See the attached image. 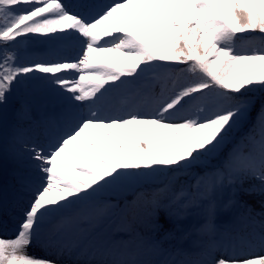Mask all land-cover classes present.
Wrapping results in <instances>:
<instances>
[{
  "label": "snow or ice",
  "instance_id": "1",
  "mask_svg": "<svg viewBox=\"0 0 264 264\" xmlns=\"http://www.w3.org/2000/svg\"><path fill=\"white\" fill-rule=\"evenodd\" d=\"M250 32L259 41L238 37ZM20 37L81 48L75 59L22 63ZM68 72L76 75H60ZM27 80L54 85L82 115L47 149L20 145L40 182L24 186V204L0 195V226L15 225L0 236V264H264V0H0V112ZM118 89L128 93L125 114L102 116ZM253 112L222 163L194 172ZM16 118L31 119L27 105ZM180 172L194 183L165 202ZM161 177L168 182L126 203L109 231V207L119 205L84 211L106 188ZM249 180L257 183L244 187ZM254 195L258 211L241 199ZM140 199L150 205L147 234L133 226ZM234 206L242 211L220 224Z\"/></svg>",
  "mask_w": 264,
  "mask_h": 264
},
{
  "label": "rangeland",
  "instance_id": "2",
  "mask_svg": "<svg viewBox=\"0 0 264 264\" xmlns=\"http://www.w3.org/2000/svg\"><path fill=\"white\" fill-rule=\"evenodd\" d=\"M71 0H63V2H69ZM77 1V0H76ZM22 41L21 47L25 49L24 52H21L20 55L23 57L29 59H35L40 54H45L49 51L55 52V54H59L64 50L70 49L71 51H74L76 54L79 55L81 45L77 42L72 43H64V44H57V43H49L47 42V38H40V39H20ZM39 41V42H35ZM172 67V65H171ZM60 75H69V76H75V73L68 72V73H61ZM131 77H126L125 80H132ZM38 81V80H37ZM108 87V86H107ZM112 87V86H109ZM55 87L51 85H44L43 83L38 85H33L30 88L26 86V83L19 86L17 89L14 90V99L13 103L9 106L6 113L0 112V156H4L6 159H12L14 156L16 149L14 147L10 146L9 141H11V137L13 134L14 125L12 123V117L16 110V102H19L23 99L24 96H33L31 99L26 100V104L30 109H35L37 112V115H39L40 122L46 123L47 125H50V130L47 132V135L50 137V142L48 144H42L41 147L47 149L50 145V143L54 142L56 138L63 135L65 132L69 131L72 127L76 125L78 120L80 119L82 113L79 109L73 108L70 104H66L64 107H58L53 102V99L51 97L50 91H52ZM64 95H68L65 93ZM120 95V100H118V97ZM128 93L124 89H118L114 90L108 93L107 95V103L105 106L101 109V115L107 116V117H113V116H121L125 113L122 111L124 106L128 102ZM125 100V101H124ZM51 109L52 111H49ZM86 114V113H84ZM228 142L221 148L220 152L216 154L215 156H218L221 154V152L226 149ZM38 172V171H37ZM32 177L39 178L37 173L32 174ZM156 181V180H155ZM155 181H149V182H142L139 184H127V185H118V186H112L109 187V189L113 190V192L117 195L124 196V194L135 192L139 187L150 184ZM229 188H225L223 191V195L225 197V202L228 201L230 198L228 195ZM5 193L4 185H0V195H3ZM103 200L101 196L98 194L96 197H94L92 200L86 202V204L83 206L84 211H91L95 208H104ZM240 213V210L237 206H234L230 208L229 210L222 211L219 215L218 222L222 225H226L230 223L234 216L238 215ZM121 212L114 213L109 209V215L107 218L110 219H116L115 222L118 224L121 219ZM183 223L187 226L188 224L192 223V220H186L183 221ZM46 227H50L46 226ZM14 228L15 225L13 223H9L8 228L5 229L3 226H0V236L10 237L14 235ZM106 231L110 230V227H106ZM174 245L177 244V241H172ZM184 248L190 249V242L185 241L182 245ZM29 251L35 255L43 256L45 253L37 248L32 247L29 249ZM219 255V253H217Z\"/></svg>",
  "mask_w": 264,
  "mask_h": 264
},
{
  "label": "trees",
  "instance_id": "3",
  "mask_svg": "<svg viewBox=\"0 0 264 264\" xmlns=\"http://www.w3.org/2000/svg\"><path fill=\"white\" fill-rule=\"evenodd\" d=\"M81 0L79 1H73L71 0V2H67L68 5H75L80 3ZM103 3H112L113 0H102ZM244 37V38H249V37H254L257 39V41H259V37L260 34L259 33H246V34H238V37ZM28 38V37H26ZM31 38H38L40 39L41 37H31ZM236 48L237 50H244V39H238L236 42ZM24 49H22L21 47H19L18 49V53L22 52ZM20 56V55H19ZM77 57V54L72 53L70 50L68 51H64L62 53H59L57 55H55L52 51L48 52L46 54H41L40 57L37 58V60H45V61H50V60H59V59H75ZM20 61L22 63H29L31 61H33V59H25L24 57L20 56ZM173 67H184L183 65H173ZM31 75V74H30ZM37 76H40L42 74H35ZM124 79V78H122ZM26 84L28 85H33L34 82L33 80H27ZM159 91V89H157V92ZM258 94V93H257ZM26 105L24 103H21L20 106L18 107V109L21 107V105ZM28 107V106H27ZM29 109V107H28ZM30 116L31 119L28 120H23L20 121L16 118V114L14 117V125L16 126L15 129V133L13 135V139L11 140V145L16 149V155L14 158V168L12 169V173H11V177H10V181L11 183L8 184V192L15 194L17 198H21V204L22 202H25L26 199H28V195L29 193L26 192L24 190V186L25 185H32L35 186L36 184H38L40 181L39 180H35L33 181V179L30 178L29 174H33L34 172V162L31 161L29 159L28 153L25 150H21L20 145L21 144H28V145H32V144H36L39 146V144L43 143L45 140H47V136L44 135V131L46 129V127L41 126L39 119H38V115H36V113L33 110H30ZM255 118V112H253L252 114V118L242 127L236 129L232 135L229 137V140L231 141L225 150H223V152H221V154L219 156H212L210 158H208L207 161H205L204 163H202L201 165L196 166V168L193 170L194 172H198V173H203L205 171H211L214 167H218L222 161H223V157L225 155H227V153L229 152V150L233 147L234 144H236L237 142H240L242 140V138L244 137L245 133L248 132V130L252 127V123L254 121ZM18 137V139H14ZM233 140V143H232ZM27 164V166H25L23 164V166L19 165V162H23ZM25 166V167H24ZM22 168H26L23 169ZM167 179L164 177H161L160 179L156 180L153 183L150 184H145L141 187H139L137 190H135V192H131L128 194H125L124 196H120L117 195L115 193H112V191L108 188L104 189L102 192H100L103 200L106 201L107 206H115V205H119V208H115V207H110L112 209V211L118 212L120 211L124 205L126 203H129L131 201H133L134 199L137 198L138 194H144L145 196H147L149 199H151L153 192L162 187V183H167ZM194 183V179L193 177L188 174V173H184V172H180L177 173L175 178L173 179V184H172V191H169L168 193H166V200L165 202H167V199H171V197L173 196L174 192L179 191L181 188L187 190L189 188V186ZM253 183H257L256 181H246L244 184V187H249L251 184ZM231 194V192L229 191V195ZM224 199V195L222 193V200ZM242 200H247L250 204H252L256 210H259L258 207V201H259V196H252V197H247V196H242L241 197ZM239 208V207H238ZM240 209V208H239ZM150 211V205L146 204L145 201L143 199H140L136 208V215L138 217V219L136 221L133 222V226L135 228H137L139 231L147 234L148 233V228L146 226L147 224V220H148V213ZM242 211V209H240V212ZM133 213H128L129 218H132ZM161 223L165 224L166 228H170L171 225L167 224L165 222V219L163 217V213H161Z\"/></svg>",
  "mask_w": 264,
  "mask_h": 264
},
{
  "label": "water",
  "instance_id": "4",
  "mask_svg": "<svg viewBox=\"0 0 264 264\" xmlns=\"http://www.w3.org/2000/svg\"><path fill=\"white\" fill-rule=\"evenodd\" d=\"M11 165L8 160L0 157V183L6 180L9 176Z\"/></svg>",
  "mask_w": 264,
  "mask_h": 264
},
{
  "label": "bare ground",
  "instance_id": "5",
  "mask_svg": "<svg viewBox=\"0 0 264 264\" xmlns=\"http://www.w3.org/2000/svg\"><path fill=\"white\" fill-rule=\"evenodd\" d=\"M109 87V86H108ZM118 100H120V95H119V97H118ZM125 101V100H124ZM49 111H52L51 109H49ZM115 220L116 219H110V218H107L106 219V227H110L111 225H113V224H117L116 222H115Z\"/></svg>",
  "mask_w": 264,
  "mask_h": 264
}]
</instances>
